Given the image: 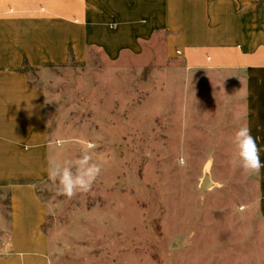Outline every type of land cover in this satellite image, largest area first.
<instances>
[{
	"label": "rangeland",
	"instance_id": "rangeland-1",
	"mask_svg": "<svg viewBox=\"0 0 264 264\" xmlns=\"http://www.w3.org/2000/svg\"><path fill=\"white\" fill-rule=\"evenodd\" d=\"M200 71L157 31L138 51L94 46L84 61L29 72L46 90L53 139L69 141L53 158L74 160L94 143L103 163L92 190L72 199L48 177L37 182L51 264H264L259 173L231 163L242 107ZM3 184L0 253L11 210Z\"/></svg>",
	"mask_w": 264,
	"mask_h": 264
},
{
	"label": "crops",
	"instance_id": "crops-1",
	"mask_svg": "<svg viewBox=\"0 0 264 264\" xmlns=\"http://www.w3.org/2000/svg\"><path fill=\"white\" fill-rule=\"evenodd\" d=\"M157 31L190 74L217 75L240 102L264 163V0H0V182L11 207L0 264H51L37 182L57 149L46 90L29 72L66 64L71 52L84 61L94 46L112 57L138 51ZM257 207L264 217V168Z\"/></svg>",
	"mask_w": 264,
	"mask_h": 264
},
{
	"label": "clouds",
	"instance_id": "clouds-1",
	"mask_svg": "<svg viewBox=\"0 0 264 264\" xmlns=\"http://www.w3.org/2000/svg\"><path fill=\"white\" fill-rule=\"evenodd\" d=\"M116 27V25H109ZM69 143L63 137L53 141V147L63 150L65 144ZM26 149L28 146H25ZM234 152L231 163L240 167L244 172L258 174L264 163L260 159V147L256 138L252 135L250 127L240 125L233 137ZM95 144L88 143L76 159L53 158L49 161L48 179L52 185H59L58 191L67 199H72L80 193H87L92 190L94 184L103 172V163L95 158ZM180 168L188 166V156L181 150L175 162ZM4 254H7L5 250Z\"/></svg>",
	"mask_w": 264,
	"mask_h": 264
},
{
	"label": "built area",
	"instance_id": "built-area-1",
	"mask_svg": "<svg viewBox=\"0 0 264 264\" xmlns=\"http://www.w3.org/2000/svg\"><path fill=\"white\" fill-rule=\"evenodd\" d=\"M177 54H181V51L179 49L176 50Z\"/></svg>",
	"mask_w": 264,
	"mask_h": 264
},
{
	"label": "trees",
	"instance_id": "trees-1",
	"mask_svg": "<svg viewBox=\"0 0 264 264\" xmlns=\"http://www.w3.org/2000/svg\"><path fill=\"white\" fill-rule=\"evenodd\" d=\"M71 59H74L72 52H71Z\"/></svg>",
	"mask_w": 264,
	"mask_h": 264
},
{
	"label": "water",
	"instance_id": "water-1",
	"mask_svg": "<svg viewBox=\"0 0 264 264\" xmlns=\"http://www.w3.org/2000/svg\"><path fill=\"white\" fill-rule=\"evenodd\" d=\"M205 182H207V181H205Z\"/></svg>",
	"mask_w": 264,
	"mask_h": 264
}]
</instances>
